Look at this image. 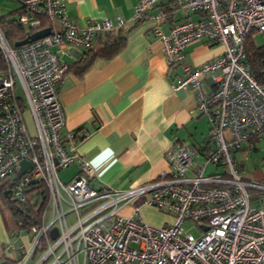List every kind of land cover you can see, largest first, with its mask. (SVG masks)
Wrapping results in <instances>:
<instances>
[{"label": "built area", "instance_id": "2783aa9c", "mask_svg": "<svg viewBox=\"0 0 264 264\" xmlns=\"http://www.w3.org/2000/svg\"><path fill=\"white\" fill-rule=\"evenodd\" d=\"M12 1L26 30L38 26L39 17L50 23L47 37L19 47H11L0 30L6 64L0 72V183L12 179L9 190L19 201L33 186L42 184L48 193L40 223L25 229L29 246H20L17 264H28L39 250L46 252L35 264H264V184L242 178L234 156L252 140L264 138V67L257 78L244 48L248 38L257 45L254 35L264 36V0H138L130 21L152 20L169 67L180 65L194 42L221 45L223 52L199 66H183V77L174 86L193 90L198 112L208 119L213 147L203 151L204 163L196 164L199 151L193 146L176 144L167 152V172L123 192H98L90 186L94 170L76 153V134L63 132L65 114L57 89L67 72L59 52L89 47L113 23L80 26L68 18L62 0ZM169 9L181 19L163 33L159 23ZM124 24L117 18L116 27ZM207 82L213 87L209 92L204 90ZM22 161L29 167L19 175ZM73 164L78 173L62 181L59 172ZM207 165L222 170L206 174ZM124 205L156 207L171 214L174 223L151 227L139 209L123 218L118 211ZM70 213L75 216L68 223ZM185 222L202 234L184 230Z\"/></svg>", "mask_w": 264, "mask_h": 264}, {"label": "crops", "instance_id": "0c3cea01", "mask_svg": "<svg viewBox=\"0 0 264 264\" xmlns=\"http://www.w3.org/2000/svg\"><path fill=\"white\" fill-rule=\"evenodd\" d=\"M138 0H62L63 8L74 23L110 20L126 37L124 48L109 60H97L83 75L66 73L58 83V98L65 114L63 132H74L75 151L94 170L90 186L98 191L123 192L148 185L169 170L167 152L176 144L193 146L199 151L196 164H203V151L213 147L209 140L206 116L197 110V98L191 89H175L183 77V66H199L223 52L221 45L205 41L187 46L180 65L169 67L161 42L153 34L149 17L131 22ZM195 19L197 16H190ZM117 18L125 24L116 27ZM175 14L161 20L159 27L168 33ZM105 32L94 37L103 40ZM57 50V48H54ZM84 49L59 52L60 61L69 66L81 57ZM206 83L205 92L212 90ZM240 175L264 184V138L252 140L234 153ZM206 170V169H205ZM221 167L212 172H220ZM77 164L61 170L67 182L78 173ZM206 173V171H205ZM171 215V214H170ZM5 225L0 210V264L3 258L16 262L21 245L29 246L25 235L18 244ZM9 246H14V251Z\"/></svg>", "mask_w": 264, "mask_h": 264}, {"label": "trees", "instance_id": "16d2710c", "mask_svg": "<svg viewBox=\"0 0 264 264\" xmlns=\"http://www.w3.org/2000/svg\"><path fill=\"white\" fill-rule=\"evenodd\" d=\"M18 9V15L20 14ZM171 10L166 11V17H172ZM39 24L35 27H29L26 30L19 22L18 16L14 19L5 16L0 17V30L11 47L26 40L29 36L49 28V21L44 17H39ZM140 21V20H139ZM126 37L121 32H105L104 38L98 44H92L84 49L83 54L75 63L67 66V72L77 76H83L97 60H109L115 57L124 48ZM247 64L250 71L258 78L260 69L264 67V45L254 44L250 38L245 43ZM6 69V64L0 52V72ZM12 179L4 180L0 183V200L7 208L9 217L14 227L9 225L5 217V225L8 233L16 234L18 231L25 230L28 227L40 223L41 215L48 206V193L44 185L33 186L25 192V200L15 199L9 190ZM2 264H16L8 258H3Z\"/></svg>", "mask_w": 264, "mask_h": 264}, {"label": "rangeland", "instance_id": "374dc122", "mask_svg": "<svg viewBox=\"0 0 264 264\" xmlns=\"http://www.w3.org/2000/svg\"><path fill=\"white\" fill-rule=\"evenodd\" d=\"M18 9L19 6L12 0H0V17L5 16L10 19H14L18 16ZM257 45L262 46L264 45V36L261 34H256L254 35ZM25 119L27 126L31 132H34V126L31 121L30 115L28 112L25 114ZM202 164V163H201ZM70 167V166H69ZM68 167V168H69ZM67 169V168H66ZM214 169V165H207L206 166V174L212 172ZM62 175V174H61ZM59 174V176H61ZM139 209V217L141 220L146 223L147 225L154 227V228H160L166 224H173L174 223V217L166 212L160 211L156 207L152 206H146V205H140L139 208H136L133 205H124L121 206L118 215L123 217V218H130L133 216V214L136 212V210ZM0 210L3 212L5 215L9 225L14 227L13 222L11 218L9 217V213L7 208L3 205L2 201L0 200ZM69 208L65 206V211H68ZM75 214L70 213L67 215V222L70 223L74 220ZM137 217V216H136ZM46 223L49 222L50 220V215L47 214L45 216ZM184 230L187 232L193 234L195 237H199L202 233L200 230L191 222H185L183 224ZM21 235L19 237H13L12 241L13 244H18L20 239L26 235L25 230H21ZM46 250H39L38 253L36 254V257L28 262V264H35L44 254Z\"/></svg>", "mask_w": 264, "mask_h": 264}, {"label": "water", "instance_id": "95a60500", "mask_svg": "<svg viewBox=\"0 0 264 264\" xmlns=\"http://www.w3.org/2000/svg\"><path fill=\"white\" fill-rule=\"evenodd\" d=\"M157 12H158V9L153 11L152 14L155 15ZM49 34H50V29L42 30L40 32H37V33L29 36L26 40H24L23 42L17 44L16 47H19V46H22V45H25V44L40 40V39H42L44 37H47ZM28 167H29L28 162L22 161L21 162V171H20L19 175H22L23 173L27 172V168ZM56 234H57L56 230L53 229L51 231V233H50L51 238L54 239L56 237Z\"/></svg>", "mask_w": 264, "mask_h": 264}]
</instances>
